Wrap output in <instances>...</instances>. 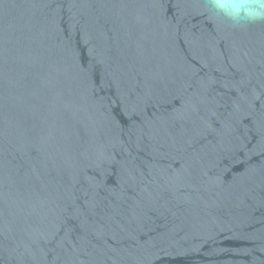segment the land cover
Masks as SVG:
<instances>
[{"label": "water", "instance_id": "water-1", "mask_svg": "<svg viewBox=\"0 0 264 264\" xmlns=\"http://www.w3.org/2000/svg\"><path fill=\"white\" fill-rule=\"evenodd\" d=\"M0 264H264V4L0 0Z\"/></svg>", "mask_w": 264, "mask_h": 264}, {"label": "clouds", "instance_id": "clouds-1", "mask_svg": "<svg viewBox=\"0 0 264 264\" xmlns=\"http://www.w3.org/2000/svg\"><path fill=\"white\" fill-rule=\"evenodd\" d=\"M211 3L219 10H222L224 7V0H211ZM259 3L264 4V0H259Z\"/></svg>", "mask_w": 264, "mask_h": 264}]
</instances>
